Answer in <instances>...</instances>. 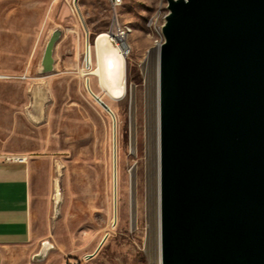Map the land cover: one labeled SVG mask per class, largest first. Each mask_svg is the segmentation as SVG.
Returning <instances> with one entry per match:
<instances>
[{
    "label": "rangeland",
    "instance_id": "obj_1",
    "mask_svg": "<svg viewBox=\"0 0 264 264\" xmlns=\"http://www.w3.org/2000/svg\"><path fill=\"white\" fill-rule=\"evenodd\" d=\"M0 4V146L8 135V150L32 167V241L1 247L0 264H155L148 239L156 189L152 52L163 40L167 1L124 0L114 7L108 0H78V11L65 0ZM117 25L132 29L122 98L82 72L88 42ZM56 29L62 34L54 68L43 73ZM44 242L50 249L37 258Z\"/></svg>",
    "mask_w": 264,
    "mask_h": 264
},
{
    "label": "water",
    "instance_id": "obj_2",
    "mask_svg": "<svg viewBox=\"0 0 264 264\" xmlns=\"http://www.w3.org/2000/svg\"><path fill=\"white\" fill-rule=\"evenodd\" d=\"M166 1L163 264H264V0ZM61 34L46 44L43 73ZM94 45L102 88L122 98L120 50L107 32ZM49 249L44 242L36 257Z\"/></svg>",
    "mask_w": 264,
    "mask_h": 264
},
{
    "label": "crops",
    "instance_id": "obj_3",
    "mask_svg": "<svg viewBox=\"0 0 264 264\" xmlns=\"http://www.w3.org/2000/svg\"><path fill=\"white\" fill-rule=\"evenodd\" d=\"M1 110L0 107V115ZM7 136L6 143L0 146V248L24 246L32 241L30 213L32 167L26 156L8 150ZM12 156H23L25 159L22 161L8 159Z\"/></svg>",
    "mask_w": 264,
    "mask_h": 264
},
{
    "label": "bare ground",
    "instance_id": "obj_4",
    "mask_svg": "<svg viewBox=\"0 0 264 264\" xmlns=\"http://www.w3.org/2000/svg\"><path fill=\"white\" fill-rule=\"evenodd\" d=\"M131 32H132L131 27L123 26V38L126 43L128 41V37ZM163 41H164V38L163 40L158 41L157 47L152 52V56L155 57V60H156V63H155V66H156L155 68L156 69V79H155L156 80V116H157L156 164H155L156 165V177H155L156 178V189H155V197H154V201H155L154 206H153L152 211L150 212V224H149L150 226H149L148 239L149 241L155 244V262H154L155 264H163L162 129H161V46L162 45H159V43H163ZM122 48H123V54H125V57L128 56L130 52L129 50H127L128 46L124 44ZM84 61L85 62H84V66L82 69L83 75H93L96 78H98L100 76V68L96 60V48H95V45L90 44V42H88L87 47L85 49ZM86 86H87V89L89 90V86L87 84ZM99 97L102 99L101 96ZM115 176H116V181H117V177H118L117 172ZM115 212H116V217H115V222H116L117 220H119V212L117 210Z\"/></svg>",
    "mask_w": 264,
    "mask_h": 264
},
{
    "label": "built area",
    "instance_id": "obj_5",
    "mask_svg": "<svg viewBox=\"0 0 264 264\" xmlns=\"http://www.w3.org/2000/svg\"><path fill=\"white\" fill-rule=\"evenodd\" d=\"M53 1H56V0H53ZM67 1L72 10L73 11H78L77 10V2L78 0H65ZM114 7H118V6H121L124 2V0H108ZM151 23H152V19L150 21V26H151ZM124 26V25H123ZM123 26H119L117 25L115 28H113L111 31L107 32L109 33L110 35V38L113 40V42L115 43V45L117 46V48L120 50V53L122 54V56L124 57L125 59V55L123 54V45H127L128 48L127 50L130 51V47L129 45L124 41V38H123ZM159 45H162V43H159ZM13 159V160H17V161H22L24 160L25 158L23 156H12V157H9L8 159Z\"/></svg>",
    "mask_w": 264,
    "mask_h": 264
}]
</instances>
